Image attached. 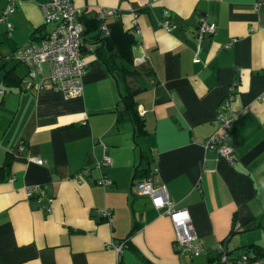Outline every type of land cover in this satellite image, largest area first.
Returning <instances> with one entry per match:
<instances>
[{"label":"crops","instance_id":"1","mask_svg":"<svg viewBox=\"0 0 264 264\" xmlns=\"http://www.w3.org/2000/svg\"><path fill=\"white\" fill-rule=\"evenodd\" d=\"M47 1L17 0L11 31L0 23V264H209L223 254L234 264L240 248L264 249V0H72L85 23L86 74L71 99L53 90L46 64L29 91L3 83L7 72L27 77L10 57L53 29L41 12ZM7 6L0 0V15ZM107 10L114 15L101 19ZM201 18L215 34L199 41ZM122 70L141 74L124 80ZM127 84L139 90L145 122L136 141L117 116ZM232 87L234 167L203 148ZM105 155L111 164L97 169ZM141 161L188 211L205 259L177 253L170 218L139 195ZM83 170L90 175L78 183ZM102 175L112 185L99 186ZM27 186L53 198L50 213L27 199ZM127 240L117 256L111 244Z\"/></svg>","mask_w":264,"mask_h":264},{"label":"built area","instance_id":"2","mask_svg":"<svg viewBox=\"0 0 264 264\" xmlns=\"http://www.w3.org/2000/svg\"><path fill=\"white\" fill-rule=\"evenodd\" d=\"M17 0H8V6L0 16V23H5L8 31H11L12 24L7 21L6 16L14 11ZM41 12L45 24L53 25V29L38 44L28 45L17 50L13 55V60L28 67V75L23 80L24 90H31L38 87L35 83L36 76L41 73L42 66L46 64L50 72V80L53 90L62 94L65 98L71 99L82 96V78L86 74V64L81 52V38L83 36V24L80 21L78 11L73 6L72 0H48L41 5ZM114 15V11L107 10L101 12V19ZM137 13L134 14L132 24L136 25ZM162 27L170 30L172 27L165 22ZM101 31L105 32V25H101ZM215 26L208 23L206 19L199 20L197 38L200 41L204 35H214ZM229 48V46H226ZM3 95L4 91L0 90ZM234 94V88L229 89V93L222 102L217 112V127L208 139L203 143L206 151H214L218 157L226 161L231 167L236 164V155L232 146L231 128L236 116L232 112L230 105ZM143 115V112L139 113ZM31 161L39 166L44 165V161L39 157L31 158ZM111 164L108 156H104L102 161L97 163V169L107 167ZM154 176L143 181L139 185V195L149 197L155 203V208L166 214L176 232L175 249L183 256L197 257L203 252L201 241L193 231L191 218L188 211L176 209L174 204L168 199L163 187H156L157 170ZM90 175V171L83 170L76 177L78 183L82 182V177ZM97 184L102 187L112 185V181L102 175ZM27 199L35 198L42 209L50 213L52 211L53 198L48 196L40 186H27L24 188ZM46 202V205H42ZM103 217H109L110 212H102ZM127 241L111 244L116 255L119 256L126 248ZM222 263L227 261V256H221ZM234 264H260L251 261L249 256L241 253L233 262Z\"/></svg>","mask_w":264,"mask_h":264},{"label":"trees","instance_id":"3","mask_svg":"<svg viewBox=\"0 0 264 264\" xmlns=\"http://www.w3.org/2000/svg\"><path fill=\"white\" fill-rule=\"evenodd\" d=\"M80 21L82 22L83 27L85 29V23L82 20V18H80ZM81 52H82V49H81ZM10 58L13 60L12 56ZM121 74L124 80H126L127 78H131L132 80H135L141 74V71L130 72L127 70H122ZM24 79L25 78H20L14 72H7L3 76V83L5 85V88L10 90L16 87H21ZM138 91H139L138 89L134 90L130 88L127 84L125 95H122L120 97L121 108L117 111L118 121H121L122 119H125V118L130 120L132 124V128H133L134 141L146 135L145 122L142 116L139 114L137 103L135 102V96ZM141 157L143 158V153L141 154ZM10 161H11L10 157L6 159L5 163L3 164V167H1V173H3L5 169L9 168L10 163H11ZM154 175L155 174L153 170L150 167H148L146 163L144 164L141 161L140 164L135 168L134 180L138 181L137 183H141L147 180L148 178L153 177ZM128 243L129 242L127 240L126 247L129 246ZM239 250L241 253L247 254L249 258L251 259V261L260 262V260L264 258V249H262V247L260 246L252 245L249 247L240 248ZM240 254L238 255V257L240 256ZM237 258H235L233 262ZM215 262H217V264H222L221 256H217V257L209 259V264H215Z\"/></svg>","mask_w":264,"mask_h":264},{"label":"rangeland","instance_id":"4","mask_svg":"<svg viewBox=\"0 0 264 264\" xmlns=\"http://www.w3.org/2000/svg\"><path fill=\"white\" fill-rule=\"evenodd\" d=\"M235 254L237 255V252H235ZM200 258L205 259V255L203 253L200 254Z\"/></svg>","mask_w":264,"mask_h":264},{"label":"water","instance_id":"5","mask_svg":"<svg viewBox=\"0 0 264 264\" xmlns=\"http://www.w3.org/2000/svg\"><path fill=\"white\" fill-rule=\"evenodd\" d=\"M117 87H118V84H117Z\"/></svg>","mask_w":264,"mask_h":264}]
</instances>
